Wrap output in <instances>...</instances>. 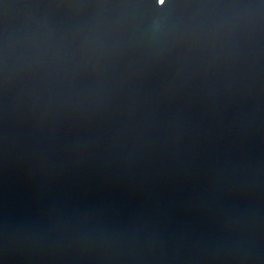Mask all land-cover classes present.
<instances>
[{
	"label": "water",
	"instance_id": "1",
	"mask_svg": "<svg viewBox=\"0 0 264 264\" xmlns=\"http://www.w3.org/2000/svg\"><path fill=\"white\" fill-rule=\"evenodd\" d=\"M0 264H264V0H0Z\"/></svg>",
	"mask_w": 264,
	"mask_h": 264
}]
</instances>
